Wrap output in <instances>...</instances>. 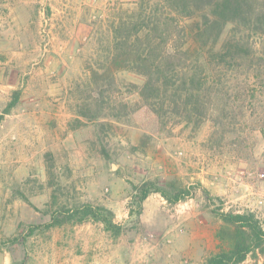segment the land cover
Returning <instances> with one entry per match:
<instances>
[{
  "label": "rangeland",
  "instance_id": "rangeland-1",
  "mask_svg": "<svg viewBox=\"0 0 264 264\" xmlns=\"http://www.w3.org/2000/svg\"><path fill=\"white\" fill-rule=\"evenodd\" d=\"M242 1L264 9V0ZM138 3L0 0V113L20 89L0 120V264H56L62 251L67 264H202L231 246L233 227L217 215L221 208L252 211L264 227V138L255 120L264 117L263 29L228 21L216 46L244 39L239 60L214 58L201 96L209 113L185 123L175 109L152 115L136 89L144 77L107 60L131 49L122 43L123 24L116 32L110 24L131 22ZM135 28L127 27L130 34ZM186 39L193 48L182 33L171 46ZM248 70L258 74L249 83ZM221 86L228 106L216 92ZM222 108L229 117L219 127L213 120ZM145 180L193 193L175 204L149 194L142 220L132 185ZM80 200L114 208L120 233L92 221L41 225L51 210ZM242 264H264V256Z\"/></svg>",
  "mask_w": 264,
  "mask_h": 264
},
{
  "label": "trees",
  "instance_id": "trees-1",
  "mask_svg": "<svg viewBox=\"0 0 264 264\" xmlns=\"http://www.w3.org/2000/svg\"><path fill=\"white\" fill-rule=\"evenodd\" d=\"M136 9L138 12L134 13L135 20L131 22L115 20L110 24L111 29H115L114 32L123 24L126 30L122 43L132 45L131 49L120 55L114 53L112 57H107V60L110 63H114L111 59L117 60L125 68L132 69L144 77V81L137 85L136 89L141 102L145 107H149L152 115H159L163 107L169 108V113L171 109H175L176 111L172 113L178 115L185 123H190L193 119L199 122L209 113L210 106L205 107V100L201 99V96L204 91L209 90L210 69L214 58L218 57L220 63H225L227 58L234 63L239 60L237 54L244 48V39L225 38L216 46L228 21H233L237 25L242 24L245 30L252 25L254 29L264 31V9L253 8L242 0H139ZM131 23L136 25L134 34H130V30L127 29ZM140 30L144 31L139 34ZM181 33L184 37L187 35L190 38L193 48L187 44V39L184 40L182 47L171 46L170 41ZM112 39L114 41L118 38L112 35ZM130 42L133 43L129 44ZM161 44L163 47L159 49L158 46ZM245 77L249 83V79L257 78L258 74H251L248 70ZM219 83L218 85H225L222 81ZM216 92L225 103V87L221 86V90L217 88ZM19 97L20 89L11 92L10 100L0 113V120L18 103ZM204 97L206 105L209 104V93L206 92ZM225 104L228 106L227 102ZM199 107L204 109L203 113L201 110L197 112ZM225 109L227 110L226 106ZM221 113V117L217 115L213 120L219 127L222 121L218 119L229 117L224 108ZM255 120L256 129L264 138V117L258 116ZM231 131L232 129L229 130ZM247 150L248 148H243V151ZM199 186L205 199L209 200V191L200 183ZM132 190V199L137 204L136 215H140L143 201L151 193H158L170 204L189 198L193 193L191 188L176 186L173 182L164 188L152 180L132 185ZM220 210L216 212L220 219L233 227L231 246L227 250L209 255L202 264H242L248 255L264 256V227L254 213L249 210L242 212L222 208ZM114 217L111 208L80 200L51 210L48 220L41 225L51 228L65 223L82 224L92 221L102 224L104 230L115 236L120 233L121 224L116 222ZM29 231L32 232L33 229Z\"/></svg>",
  "mask_w": 264,
  "mask_h": 264
},
{
  "label": "crops",
  "instance_id": "crops-1",
  "mask_svg": "<svg viewBox=\"0 0 264 264\" xmlns=\"http://www.w3.org/2000/svg\"><path fill=\"white\" fill-rule=\"evenodd\" d=\"M15 111H18L17 109H12V113L13 112H15ZM10 114H6V116H9ZM217 188L219 189V188H222V187H220L219 185L217 186ZM152 194H154V195H156V193H152ZM149 198H150V195H148L147 196V198L143 201V204H142V206H143V216H144V214H145V211H146V209H147V206H148V204H149ZM111 207V206H110ZM112 209H114V208H112ZM114 211V210H113ZM143 216H142V213H141V215H140V217H141V219L143 218ZM143 220V219H142ZM91 239L92 238H89V237H87L86 238V240L87 241H91ZM89 245H95V246H99L100 245V243H95V244H93V243H90ZM84 246H87L86 244H84ZM100 247V246H99ZM66 252L65 251H62L60 254H58L57 255V260L59 261V262H57L56 264H67L68 263V261H69V257H65V254ZM100 254H101V252H100ZM98 256V254H95V255H93V256H90V257H93V259H95L96 257ZM96 260L97 259H95V261L94 262H96ZM61 261V262H60ZM89 264H93V262L92 263H89Z\"/></svg>",
  "mask_w": 264,
  "mask_h": 264
}]
</instances>
